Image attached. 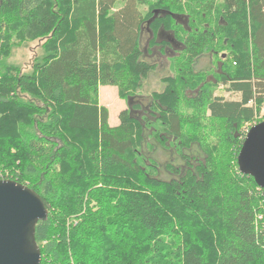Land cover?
Instances as JSON below:
<instances>
[{
	"label": "trees",
	"instance_id": "obj_1",
	"mask_svg": "<svg viewBox=\"0 0 264 264\" xmlns=\"http://www.w3.org/2000/svg\"><path fill=\"white\" fill-rule=\"evenodd\" d=\"M263 106L264 0H0V180L48 207L41 264H264L239 161Z\"/></svg>",
	"mask_w": 264,
	"mask_h": 264
},
{
	"label": "water",
	"instance_id": "obj_2",
	"mask_svg": "<svg viewBox=\"0 0 264 264\" xmlns=\"http://www.w3.org/2000/svg\"><path fill=\"white\" fill-rule=\"evenodd\" d=\"M245 173L264 190V121L245 137L239 156ZM49 210L42 197L17 182L0 180V264H41L36 229Z\"/></svg>",
	"mask_w": 264,
	"mask_h": 264
},
{
	"label": "rangeland",
	"instance_id": "obj_3",
	"mask_svg": "<svg viewBox=\"0 0 264 264\" xmlns=\"http://www.w3.org/2000/svg\"><path fill=\"white\" fill-rule=\"evenodd\" d=\"M31 47H33V46L31 45ZM32 58H33V49L30 50L29 48H24V49L19 50L15 54V57L13 58L12 62H14V64H17L19 66H25V65H28V63H30ZM209 65H210L209 59L202 58L198 61L197 68L200 70H203V69H206ZM106 90L112 91L113 93L108 94L107 92H104ZM143 92L144 91L142 89L141 93L143 94ZM138 95H140V94H138ZM99 101H100V103H102V105H104L106 107L108 106L110 109V125L111 126L118 125L119 124V113L123 109L127 108L128 102H126L125 100H123L119 97L118 91L115 87H101L100 88ZM123 106H125V108ZM262 118L264 119V106L260 112V115L257 117V121L261 120ZM256 122H254V123H256ZM159 156H160L159 157L160 161H164L168 158L165 154H163L161 152L159 153Z\"/></svg>",
	"mask_w": 264,
	"mask_h": 264
},
{
	"label": "crops",
	"instance_id": "obj_4",
	"mask_svg": "<svg viewBox=\"0 0 264 264\" xmlns=\"http://www.w3.org/2000/svg\"><path fill=\"white\" fill-rule=\"evenodd\" d=\"M161 58L162 59H160V61L162 60V62L160 63V65H158V68L154 72H152V74L146 79L147 82L144 81L143 87L140 89V93H139L140 95H147V94H151L154 91H161V90L164 89V86H165L164 79L166 77H168V75H169L168 73H169V70H170L169 69L170 65H168L166 63L167 60H168V57L164 58V57L161 56ZM105 87H111V86H105ZM142 89L144 91L143 94L141 93ZM104 92H107L108 94L109 93L110 94L113 93L112 91H108V90H106ZM99 96H100V89H99ZM100 105L104 106V105H102V103H100ZM104 107H106V106H104ZM123 107L125 108V106H123ZM106 108L109 109L108 106ZM125 109H123V110H125ZM109 112H110V109H109ZM109 123H110V119H109ZM118 125H116V126H118ZM112 127H115V126H112Z\"/></svg>",
	"mask_w": 264,
	"mask_h": 264
}]
</instances>
